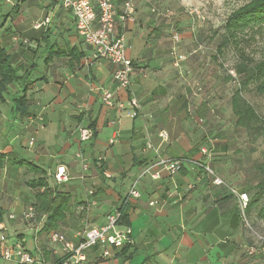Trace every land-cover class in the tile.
<instances>
[{
	"label": "crops",
	"instance_id": "obj_1",
	"mask_svg": "<svg viewBox=\"0 0 264 264\" xmlns=\"http://www.w3.org/2000/svg\"><path fill=\"white\" fill-rule=\"evenodd\" d=\"M123 1L114 0L115 30L125 36L126 54L134 62L127 89L114 82L113 65L92 58L72 13L58 0H0V45L19 77L0 99V154L10 157L0 167V245L21 243L32 264H52L51 230L72 239L85 223L103 224L146 166L159 158H182L176 174L163 170L159 178H140V197L128 202L131 241L109 258L89 251L86 264H264V256L246 253L264 223L249 227L238 198L214 185L197 165L207 162L203 147L186 143L182 127L192 116L186 101L189 78L181 69V54L166 46L165 15L152 11L158 8L152 0H140L132 17L122 21ZM99 87L110 89L125 107L102 104ZM22 94L26 114L17 112L13 101ZM132 97L139 104L135 116L127 114ZM84 126L95 135L82 142L78 129ZM161 130L167 138L159 136ZM78 150L89 161L86 171L75 158ZM19 159L43 170L50 186L62 185L71 194L73 206L56 228L43 229L45 214L21 218L34 202L27 180L42 175ZM59 165L69 176L61 184L53 179ZM0 264L21 263L0 255Z\"/></svg>",
	"mask_w": 264,
	"mask_h": 264
},
{
	"label": "rangeland",
	"instance_id": "obj_2",
	"mask_svg": "<svg viewBox=\"0 0 264 264\" xmlns=\"http://www.w3.org/2000/svg\"><path fill=\"white\" fill-rule=\"evenodd\" d=\"M152 1L155 7L168 11V17L163 16L169 23L164 33L165 42L170 44L168 48L184 56L179 61H182L181 69L189 78L186 101L190 104L192 115L182 127L187 137L185 140L189 139L186 143L206 148L208 155L205 160L209 166L221 167L227 171L228 177L243 178L249 175L250 164L255 160H264V139H253V136L234 126L229 99L236 89L237 79L229 71L238 51H243L255 61L264 58V21H253L241 27L242 23L238 25L236 40L224 48L217 61L213 56L216 55V34L223 32L224 22L234 12L258 0ZM188 9H196L200 17H191ZM173 32L179 34L176 43L171 40ZM261 81L264 84V76ZM242 95L260 116L264 115V90H257L256 83H251ZM230 170L234 172L229 173Z\"/></svg>",
	"mask_w": 264,
	"mask_h": 264
},
{
	"label": "built area",
	"instance_id": "obj_3",
	"mask_svg": "<svg viewBox=\"0 0 264 264\" xmlns=\"http://www.w3.org/2000/svg\"><path fill=\"white\" fill-rule=\"evenodd\" d=\"M61 6L68 9L75 21V29L77 34L82 38L85 44L92 49V58L105 60L114 66L112 78L116 84L124 89H127L131 84V74L134 68V62L126 54L127 43L125 36L115 30L116 6L114 0H58ZM140 0H124L122 4V14L120 19H130L135 11V5ZM160 15H168L167 10L152 9ZM187 13L193 18H199L200 14L196 9H188ZM173 43L179 41V34L173 32L171 36ZM178 60L184 59L183 55L177 56ZM235 76L233 70L229 71ZM101 102L107 107L115 105L123 109L124 102L115 100L114 94L110 89L99 87ZM126 104L130 107L128 115L135 116L139 108L138 101L132 97L129 98ZM80 141H88L92 137V130L88 127H80L78 129ZM161 138H167L168 134L165 131L159 133ZM29 145H33L34 140H29ZM203 155H208L206 148H201ZM75 158L78 160L82 171L89 168V161L83 155L81 150L75 153ZM182 158H159L156 162L146 166L140 175L132 181L128 193L122 200L121 204H128L131 198L140 197L138 189L139 180L145 174H150L152 178H159L160 172L165 171L168 174H176L179 172ZM201 166L211 177L212 183L217 186H226L230 192L238 198L240 208H245L248 202V195L245 192H239L234 187H229L225 181L217 176L209 166L208 162H196ZM109 177V175H106ZM53 179L57 184L68 181L69 176L66 173L64 165L56 167L53 173ZM120 204V205H121ZM153 204V202H150ZM120 205L108 212L105 216L104 223L101 225L84 224L81 230L74 233V237L69 239L64 233L51 230L48 233V241L50 251L54 258L52 264H86L88 260V252L97 250L100 258H109L113 250L121 248L124 244L131 241L130 228L124 225L122 221V212ZM36 212L33 205H29L21 213L23 220H31L35 218ZM14 218L15 215H9ZM244 217V216H243ZM261 240V237H257ZM263 251L258 243L250 245L247 250V256H252ZM0 255L5 260L16 261L21 264H32L34 259L32 255L23 248L21 243L9 245L2 242L0 245Z\"/></svg>",
	"mask_w": 264,
	"mask_h": 264
},
{
	"label": "trees",
	"instance_id": "obj_4",
	"mask_svg": "<svg viewBox=\"0 0 264 264\" xmlns=\"http://www.w3.org/2000/svg\"><path fill=\"white\" fill-rule=\"evenodd\" d=\"M157 10L159 9L157 8ZM257 20L264 21V0L252 2L239 9L237 12H234L224 22L223 32L216 34L218 39L215 49L216 55L213 56V59L217 61L218 57L222 55L224 48L228 46L230 42L236 40L237 30L242 25ZM190 23V26H192L193 23ZM238 25H240L239 28ZM169 45L170 44H167L166 46ZM232 70L234 71L237 79L236 89L233 91L229 99L230 109L234 117V126L253 136V139L258 137H262L264 139V115L260 116L242 95V92L248 89L251 83H256L257 90L261 92L264 90V84L261 81L264 76V58L259 61H255L243 51H238L237 59L232 66ZM15 72L16 70L8 63V54L0 45V99L3 98V94L7 92V85L19 78ZM228 76L232 79V76ZM23 91H26V88ZM13 101H15L16 111L21 114H26L24 106L26 103L25 95L22 94L14 96ZM91 126L92 125H90V127ZM93 130L92 136L95 135ZM8 160H10V157L0 154V167ZM11 160H13V158H11ZM18 162L26 165L35 174L42 175L27 180V186L35 191L33 206L36 213L39 215H46L43 229L56 228L59 222L63 220L65 213L69 212L73 206L74 202L71 200V194L68 191H65L62 185L50 186L46 180L43 170H41L38 166L24 159H19ZM211 169L217 176L221 177L225 181L227 186L232 187L233 184H235L239 187L241 192L247 193L248 202L243 209V216L249 227L256 230V222L261 221L264 223V160L253 161L249 167V175L243 178L228 177L227 171H223L221 167L214 166ZM232 172H234V170L229 171V173ZM226 178L235 182L228 183L225 180ZM119 208L122 212L121 222L127 225L128 204H121ZM253 213H255L254 221H252L254 218L252 217ZM257 233L259 235L256 236L261 237V240L256 239V241L260 248H263V251L255 255L264 256V228L259 229V232L257 231Z\"/></svg>",
	"mask_w": 264,
	"mask_h": 264
}]
</instances>
